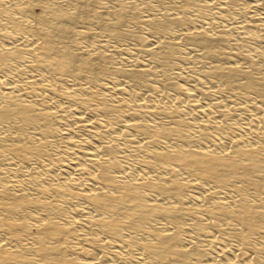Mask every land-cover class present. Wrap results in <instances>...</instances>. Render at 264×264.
Masks as SVG:
<instances>
[{"label":"bare ground","instance_id":"bare-ground-1","mask_svg":"<svg viewBox=\"0 0 264 264\" xmlns=\"http://www.w3.org/2000/svg\"><path fill=\"white\" fill-rule=\"evenodd\" d=\"M66 1L74 3L75 11H62L56 16L67 24L59 29L53 27L51 19L52 6L59 5L56 0H26L25 6L17 10L19 16L9 18L5 23L12 33V37L5 39L16 42V46L0 51V68L17 65L30 57L34 60L27 74L22 76L23 80H18V84L30 87L23 99H19L20 87L16 85V78L0 76V166L6 169L4 173L0 172V227L3 229L0 231V264H79L80 258L94 259L95 249L74 248L67 255L61 254L66 241L72 239L73 227H59L55 222H46L30 233L25 223L17 227L10 221L19 212L28 209L38 212L48 208L61 210V201L68 197L76 205L87 208L95 218L85 225L89 233L98 234L102 239L98 241L103 246H107L109 240L114 242L119 257L108 261V264H122L127 255L133 258V264H264V261L258 260L260 249L255 248L261 244L254 242L253 245L248 238L250 234L264 230V105L246 109L233 107L235 113L243 111L244 115L238 129L237 119L225 115L229 109H224L219 96L212 100L200 97L206 89L213 87L208 86L213 84V80L230 94L261 98L259 92L264 78L252 68L264 67V49L259 48L253 54L243 56L244 63L248 65L245 64L246 69L239 64L216 60L214 51L220 41L207 35L208 26L184 29L177 17L170 16L160 25L183 28L182 38L168 37L166 41L157 42L158 47L143 45L144 60L141 65L147 69L158 66L175 52L182 41L197 49L199 64L205 67L196 73L194 84L180 92L181 98L175 100L165 94L164 89L156 90L159 97L153 106L165 113L176 114L177 118L183 117L181 123L178 121L173 129L163 128L166 135L162 139L155 137L156 131L151 126L148 127L150 134H144V128L135 125V132L116 129L109 119L116 116L119 107H140L145 99L131 89L98 86L96 89L101 102L98 103L100 109L97 115L105 121L98 126L82 118L80 122L87 123L85 129L91 139L84 141L88 152H70L68 156H74L69 164L71 168L56 170L47 166L45 157L55 162L67 161L57 155L40 156L42 149L48 145L43 133L39 134L34 145L20 143L30 138L26 130L36 126L41 118L62 112L60 106L47 103L44 92L36 85L46 77L66 83L77 82L86 73L108 75L110 71L104 65L94 64L92 56L59 53L58 39L64 37L72 45L78 43L81 35L73 25L81 14L96 19L100 35L120 38L124 33L119 25L129 17L121 3L114 7L116 10H111V7L105 10L106 15L100 16L97 7L92 4L80 3L81 0ZM32 6L38 8L37 13L31 10ZM193 6L196 7L191 0H183L180 8L187 11ZM3 11L0 5V15ZM243 24L234 27L233 33L247 35ZM96 37L85 34L83 38L90 48L96 50ZM25 38L29 41L26 42ZM254 57L256 63L253 62ZM224 64L228 65L227 74L222 68ZM114 71L117 75L122 73L120 69ZM170 88L178 91L175 86ZM75 101L78 99L75 98ZM34 103L40 110H32ZM13 117H17L18 122L12 123ZM191 123H197L204 130L214 128L219 132H213L212 136L198 133L201 142L192 143L184 138L179 129L182 124ZM144 148L151 149L146 155L149 160L147 165H117L116 158L123 151L135 155ZM6 172L12 176L13 186L20 190L24 186L31 187L29 193L39 194L40 200L26 201L24 197L7 194L9 175ZM80 174L87 176L83 183L78 182ZM58 184L78 185L84 194L75 196ZM226 187L232 190L224 193L220 190L222 194L218 191L215 194L220 193L219 197L205 195L208 191ZM201 191L205 194H199ZM233 194L239 197L235 201L231 199ZM149 200L156 204H147ZM200 205H206L200 214L206 216L205 220L212 216L222 217L236 226L232 229L234 245L216 244L210 254V250L201 246L194 248L180 243L178 233L185 228L195 233L202 230L203 217L200 220L192 218L193 207ZM70 212L75 214L76 210ZM155 222L161 224L168 234L149 231L148 226ZM229 226L223 223L219 227L225 230ZM125 236L131 239H123ZM21 242H29L30 248L13 249L11 246V243ZM27 251H31L36 259L26 258Z\"/></svg>","mask_w":264,"mask_h":264},{"label":"rangeland","instance_id":"rangeland-1","mask_svg":"<svg viewBox=\"0 0 264 264\" xmlns=\"http://www.w3.org/2000/svg\"><path fill=\"white\" fill-rule=\"evenodd\" d=\"M56 1L59 2V5L52 6L51 19L53 20V27L59 29L60 27L67 26V24L58 20L56 16L62 11L74 12L75 5L73 2L66 0ZM182 1L183 0H81L80 3H89L92 4V6L94 5L95 8L97 7L96 11H98V14L100 13V16L106 15L105 10L111 9V7V10H116L114 7H117L118 3H121L127 10V15L129 16L119 25V29L124 35L120 38L113 37L109 34L100 35L98 33L96 19L90 17L91 15L81 14L73 25L74 29L81 35L78 43L72 45L68 38L60 37L58 39L57 50L59 53L64 54L76 53L87 54L89 57L92 56L91 58L94 64L104 65L110 72L108 75L86 73L77 82L68 81L64 83L60 82L58 79H51L48 77L43 81L40 79L36 87L44 92L47 103H54L60 106L62 112L53 117L41 118V122L39 121L36 126L29 127L28 130H26V133L28 135L30 134V138L26 141H20V143L34 145V142L39 139V134L43 133L45 136L44 141H46L48 145L42 149L40 156L57 155L60 158H65L67 161L65 163L55 162L45 157L47 166L53 167L56 170H60L63 167L69 170L71 168L69 164L74 157L71 155L68 156L70 152L81 150L85 153L88 152L84 144V141L90 139L85 129L87 123L80 122V120L86 118L88 123H93L98 126L102 125V121L105 120L97 115V110L100 109L98 103L101 102V98L96 88L98 86L109 87L111 85L115 86L114 88L117 89H131L145 99L144 105L140 107H119L116 116L109 119L110 122L115 125L116 129H130L131 131H128L135 132L133 128V125H135L144 128L143 130L141 129L144 134H150L148 127L151 126L152 129L156 131L155 137L158 139L165 137L166 132H164L165 130H163V128L167 127V129H173L174 126L178 125L177 122H180L183 117L177 118L176 114L171 115L155 108L153 105L157 102L159 97L156 90L162 88L165 94L175 98V100H179L182 96L180 92H182L183 89H189L190 86L194 84L196 73L203 71L205 65L202 66V64H199L197 49L187 41H182L173 54L163 59L158 66L149 69L141 65L144 60L142 49L145 44L158 47L157 42L166 41L168 37L181 39L185 31L182 30L183 28L193 29L204 25L208 26L207 35H209L210 38H215L220 41V44L214 51V58L216 60L239 64L245 69L248 65L244 63L243 56L247 54L250 55L251 53L253 54V52L257 51L259 48L264 49V0H191L196 7L193 6L187 11L181 10ZM25 4L26 0H0V5L2 9H4L3 13L0 15V51L16 46V42H10L5 39L12 37L11 31L5 23L9 18L18 17L17 10L24 7ZM31 10L37 13L38 8L32 6ZM199 10H202V12H199ZM170 16L177 17L181 23L180 26L183 28H174L172 25L163 27L160 25V23L167 21ZM111 22L112 21H109V23ZM242 24L246 27L247 35L239 36L233 33V28ZM85 34L97 36L95 38V46L97 49L99 48L98 50L88 46L87 41L83 38ZM25 40L26 42L29 41L28 38H25ZM32 41L35 44L37 43L36 40ZM33 60L34 58L30 57L17 65L5 69L0 68V76H11L13 79L16 78L14 79L16 85L20 87V90H18L19 96L21 95L19 99L24 98L23 96L29 92L30 87L28 88L18 84V80H23L22 76L27 74V69L33 63ZM253 62H257L256 57H254ZM227 66V64L222 65L224 74H227ZM261 67L262 66H254L252 70L257 73L259 72V75L264 78V67ZM117 69L122 71L120 75L115 74L114 70ZM208 81H210V79H208ZM211 81L213 84H208V86L212 85L213 87L206 89V91L200 94V97L212 100L216 95L219 96V101L224 106V109H229L225 115H228L230 119H237L236 128L238 129H240L239 126L243 121L244 115L242 113L243 111L235 113L236 111L232 110L233 107L246 109L247 107H256L260 104L264 105V94H261L264 93V85L260 87L259 95H261V98H253L247 94H230L227 89L219 88L216 81ZM173 86L177 87L178 91H174L170 88ZM75 98H77L78 101H75ZM241 102H243V104H240ZM32 110H40V107L34 103ZM41 114L45 115L43 113ZM11 121L12 123H16L18 119L17 117H13ZM196 124L197 123L188 125L182 124L179 127L184 138L192 143L201 142L198 133L212 136L214 135L213 132L218 131L214 128L204 130ZM37 126L38 129L36 128ZM50 141L54 142L51 143ZM51 144H53V147H49ZM150 150V148H144L135 155L123 151V154L120 153L116 158V163L121 167L147 165L149 160L146 158V155ZM24 164L26 165V163H23V165ZM28 164L32 163L28 162ZM4 171H6V169L1 165L0 172L4 173ZM6 174L9 175L7 172ZM11 177L12 176L9 175V181L6 186L7 194L13 197H24L26 201L40 200L39 198H41V196L39 194L29 193L31 187L27 188L26 186L23 187L22 185H18L24 188L20 190L17 186H13V179ZM86 179V175H78V182L83 183ZM190 179L189 177V180ZM120 184L121 183H118V185ZM57 186L64 187L75 196L84 194L81 187L75 184H69L68 186L58 184ZM220 190L224 193L232 189L226 187L208 191L206 194L201 191L199 194L219 197L221 193ZM218 191L220 192L219 195H217ZM26 193L29 194L28 197ZM249 196L253 195L250 194ZM238 198L239 197L234 194L231 197L234 201ZM61 202V210L48 208L38 212L28 209L24 212H19L20 214L17 217H12L10 221L17 227L21 223H25L30 233L35 231L36 226L46 222H55L59 227L64 225L73 227L74 232L72 239L66 241V246L61 254L67 255L68 252L74 251V248L95 249L96 256L94 259L86 260L80 258L79 264H108V261H115L116 258L119 257V254L118 250L113 246L114 242L109 240L107 246H103V243L98 241L99 239L102 240L98 234L95 232L89 233L87 231L85 227L86 223L95 220L88 212L87 208L76 205L70 197L65 198V200ZM147 204L156 203H154L153 200H149ZM201 206L202 205L193 207L194 214L192 218L200 220L203 217L200 214L205 210L206 205H203V207ZM71 210H76L75 214H72L70 212ZM22 216L23 218H21ZM204 217L202 218L204 223L201 222L203 228L199 233H195L188 228L178 233V240H180V243H186L188 247L194 248L201 246L205 250H210V254L213 252V246L216 244L234 245V243H236L235 240L232 239V229H234L235 226L232 222H226L222 217L212 216L211 218L207 217L206 220ZM185 220L188 222V219L185 218ZM220 223H225L227 226H230L227 227L228 229L222 230L219 227L221 225ZM219 229L222 231L217 234V232L220 231ZM1 230L3 231L2 227H0V231ZM148 230L156 231L160 234H168V231L158 222L151 223L148 226ZM207 235L210 237H206ZM248 238L253 245L254 242L261 244V246L256 245L255 248L260 249L258 260L263 262L264 230L250 234ZM123 239L131 238L130 236H125ZM11 244L13 249L27 250L31 246L29 242ZM78 256L81 257V255ZM213 256L212 254L211 257L214 258ZM26 258L33 260L36 259V256L31 251H27ZM132 259L133 258L129 255L124 256V262L122 261V264H133Z\"/></svg>","mask_w":264,"mask_h":264}]
</instances>
